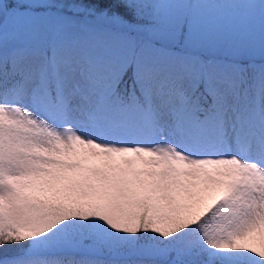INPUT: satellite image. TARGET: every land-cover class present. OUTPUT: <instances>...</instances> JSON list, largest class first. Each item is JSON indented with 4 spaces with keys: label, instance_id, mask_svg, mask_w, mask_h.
<instances>
[{
    "label": "snow or ice",
    "instance_id": "1",
    "mask_svg": "<svg viewBox=\"0 0 264 264\" xmlns=\"http://www.w3.org/2000/svg\"><path fill=\"white\" fill-rule=\"evenodd\" d=\"M0 264H264V0H0Z\"/></svg>",
    "mask_w": 264,
    "mask_h": 264
}]
</instances>
